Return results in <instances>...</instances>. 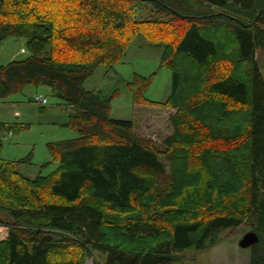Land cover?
Segmentation results:
<instances>
[{
	"label": "trees",
	"instance_id": "trees-1",
	"mask_svg": "<svg viewBox=\"0 0 264 264\" xmlns=\"http://www.w3.org/2000/svg\"><path fill=\"white\" fill-rule=\"evenodd\" d=\"M139 36L172 73L165 102L147 97L156 73L127 84L134 106L176 111L163 148L111 117L120 92L85 88ZM11 37L30 54L0 66V98L47 85L78 137L47 144V175L21 173L33 152L0 159V264H179L246 223L248 264H264V0H0V46Z\"/></svg>",
	"mask_w": 264,
	"mask_h": 264
},
{
	"label": "rangeland",
	"instance_id": "rangeland-1",
	"mask_svg": "<svg viewBox=\"0 0 264 264\" xmlns=\"http://www.w3.org/2000/svg\"><path fill=\"white\" fill-rule=\"evenodd\" d=\"M151 7L141 4L138 7V20L153 18ZM27 40L11 37L0 46V66H7L14 60L29 56ZM162 49L153 48L148 40L137 37L129 47L126 57L114 66H100L95 75L88 80L85 88L94 91L103 99L114 92H120L111 106V117L114 119L132 120L136 132L150 138L163 148L164 140L172 135L173 127L170 117L175 110L149 105H133L132 95L127 84L135 74L150 77L156 73L155 80L147 97L155 102H165L172 85V73L168 69H160ZM264 71V57H260ZM42 96L47 104L40 106L35 100ZM73 110L58 99L47 85L28 86L22 93L8 98H0V122L18 123L22 128L13 131L9 140L4 141L0 148V159L6 162L19 161L34 153L32 164L21 166L24 175L35 178L40 173L47 175L56 169L53 165L42 169V165L51 161L47 144L63 140H71L78 134L65 128L68 116ZM252 232V224L246 223L213 248L187 252L179 264H248L251 258V248H241V239ZM8 235V228L0 227V241ZM87 264H94L89 259Z\"/></svg>",
	"mask_w": 264,
	"mask_h": 264
},
{
	"label": "water",
	"instance_id": "water-1",
	"mask_svg": "<svg viewBox=\"0 0 264 264\" xmlns=\"http://www.w3.org/2000/svg\"><path fill=\"white\" fill-rule=\"evenodd\" d=\"M259 242V237L255 232H249L247 233L240 241V247L247 249V248H251L252 246H254L255 244H257Z\"/></svg>",
	"mask_w": 264,
	"mask_h": 264
},
{
	"label": "built area",
	"instance_id": "built-area-1",
	"mask_svg": "<svg viewBox=\"0 0 264 264\" xmlns=\"http://www.w3.org/2000/svg\"><path fill=\"white\" fill-rule=\"evenodd\" d=\"M36 102H37V104H39V105H45V104L47 103V99L44 98V97H42V96H40V97H37V98H36ZM12 135H13V133H12V132H9V133H7L6 135L1 136L0 139L3 140V141H7V140H9V138H10Z\"/></svg>",
	"mask_w": 264,
	"mask_h": 264
},
{
	"label": "crops",
	"instance_id": "crops-1",
	"mask_svg": "<svg viewBox=\"0 0 264 264\" xmlns=\"http://www.w3.org/2000/svg\"><path fill=\"white\" fill-rule=\"evenodd\" d=\"M89 261V260H88ZM88 261H87V263H88Z\"/></svg>",
	"mask_w": 264,
	"mask_h": 264
}]
</instances>
